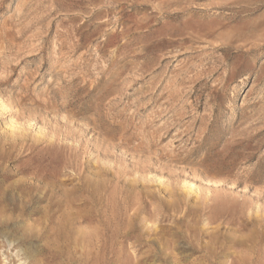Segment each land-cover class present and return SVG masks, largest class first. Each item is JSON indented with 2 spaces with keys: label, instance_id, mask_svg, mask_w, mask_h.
Segmentation results:
<instances>
[{
  "label": "rangeland",
  "instance_id": "1",
  "mask_svg": "<svg viewBox=\"0 0 264 264\" xmlns=\"http://www.w3.org/2000/svg\"><path fill=\"white\" fill-rule=\"evenodd\" d=\"M22 260L264 264V0H0V264Z\"/></svg>",
  "mask_w": 264,
  "mask_h": 264
},
{
  "label": "clouds",
  "instance_id": "2",
  "mask_svg": "<svg viewBox=\"0 0 264 264\" xmlns=\"http://www.w3.org/2000/svg\"><path fill=\"white\" fill-rule=\"evenodd\" d=\"M8 126L12 132H20L23 129L19 126V122L13 117L8 121ZM20 264H25V261H21Z\"/></svg>",
  "mask_w": 264,
  "mask_h": 264
},
{
  "label": "bare ground",
  "instance_id": "3",
  "mask_svg": "<svg viewBox=\"0 0 264 264\" xmlns=\"http://www.w3.org/2000/svg\"><path fill=\"white\" fill-rule=\"evenodd\" d=\"M5 109V108H4Z\"/></svg>",
  "mask_w": 264,
  "mask_h": 264
}]
</instances>
